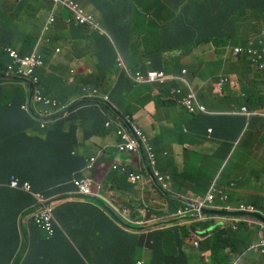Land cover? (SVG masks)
I'll return each instance as SVG.
<instances>
[{
  "label": "clouds",
  "instance_id": "9594fccd",
  "mask_svg": "<svg viewBox=\"0 0 264 264\" xmlns=\"http://www.w3.org/2000/svg\"><path fill=\"white\" fill-rule=\"evenodd\" d=\"M11 1L13 0H0V16L15 15L14 9L21 8L19 7L21 2L25 4L26 12L20 11L13 20L0 23V28H6L5 34H0L1 98L10 100L13 94L23 91L25 102L20 108L31 114L36 111V114L43 119L40 129L46 128V122L52 125L55 121L61 120L63 132L64 130L71 132V141L66 143L69 144L67 148L62 146L58 160L45 161L42 168L47 172L50 169L60 171L71 168L75 162L74 158L77 157L70 156L76 144L74 131L83 129L88 123H93L102 131L111 130L115 133L118 140L116 154L121 160L112 163L111 169L114 172L111 179L132 186L136 194V204L133 209L118 204V208L113 212L104 201L97 199L102 195L112 197L113 191L102 185L99 187L100 195H95L93 190L95 181L90 176L78 177L75 173L72 174L71 186L74 189L64 196L52 199L45 198L41 192L33 191L28 181L20 182L17 177L10 176L6 186L28 194L34 200L32 209L19 217V231L25 229L31 221L45 231L49 238L54 239L55 228L58 225L55 208L65 199H70L72 202L86 205L84 210H79V214L87 219L84 229H81L86 238L98 237L103 226L112 224L116 234L119 228L133 238L137 237L140 250L143 253H150L153 250L152 234L158 232L160 234L154 237V242L159 245V249L160 246L164 250L170 245L182 242V253L187 256L189 264H191L187 253L189 248L196 251L198 264H209L211 250L206 248L207 244L214 234H221L222 244L227 242L230 236L226 232L231 229L236 235L235 238L240 239L239 241L245 243L248 248L245 254L235 256L230 263L242 264L253 251L264 254V199H260L256 207L247 205L234 209L225 206L227 201L225 188L228 183L236 179L243 169L257 165H262L264 168V0L258 2L238 0L241 4L248 1L251 4L248 10L231 6L224 10L225 3L222 1L202 11L200 18L210 15L211 19L217 16L230 19L226 27L228 34L224 36L225 44H223L226 46L227 55L229 54V58L226 55L225 60L237 61L244 58L247 61L242 67V63L239 64L238 70L234 73L226 66L223 69L225 72L223 76L217 73L215 80L212 79L208 83L198 80L200 75L193 74L192 68L187 66L201 63L204 68L205 65L213 63L217 54L212 44H205L196 50H205L206 56L200 58L196 55V51L192 53L196 56L195 61L189 59L188 55L185 56L186 60L179 63L185 66L176 72L173 71L175 66L165 70L153 68L152 60L136 64L140 61V52L146 50L145 47H141L140 50H118L108 43L105 44V48L110 47L114 52V57L107 56L105 52L103 58L113 60L109 68L113 67L121 76L126 77L130 83L132 82V87L138 85L149 87L156 107L168 106L169 110L179 112L174 113L177 119L196 125L197 128L190 130L201 132V135L196 136L198 141L210 144L216 153L214 158L221 166L218 174L215 173L214 178L210 180V185L207 188L206 185H201L200 192L187 189L183 193H177L172 177L160 171L155 145L144 128L137 123L134 114H126L131 109L124 101L123 109H119V105L110 101V93L115 91L116 85L103 80L101 75L108 72L109 68L103 73H98L95 63L86 66L84 63H89V60L88 62L80 60L85 54L79 52L76 43L78 38L93 39L98 33L102 36L106 35L96 19L95 3L92 0H15L11 5ZM175 14L160 19L147 11L139 12L137 19L130 17V24L125 27L122 35L127 39H133L135 43L142 42V45L148 40L162 44L165 40L172 39L174 35L171 33L172 27L182 23L181 12ZM12 23L13 26L8 27ZM242 24L248 26L249 32L244 36L245 40L242 43L234 46L236 34ZM83 26H87L86 32L78 30ZM161 29L164 30L160 31ZM23 49H31L29 53H33L21 54ZM163 49L166 53L169 52ZM101 50L98 52L93 49L92 55L97 53L100 55ZM31 58L38 59L39 64L27 73L29 69L27 59ZM67 59L77 62L78 65L61 74ZM44 61L48 62V66L45 67V72L39 80L35 71L43 68ZM226 62L228 64L229 61ZM69 74L73 75L71 79L68 78ZM79 77L93 84L84 85L77 96L69 102L64 100L65 104H61L51 93L54 89L53 84L62 83L66 86ZM195 79L198 83L193 86ZM202 86L206 88L205 92ZM100 87L106 89L100 90ZM48 90L50 93L46 95ZM201 94L205 96L203 100L199 98ZM97 105L103 109V116L98 113ZM112 112L115 113L114 116L111 115ZM96 116H99L98 122ZM7 126L12 125L8 123ZM180 127L177 124L173 126L176 133ZM163 130L165 132L164 128ZM44 134L39 131V136L44 137ZM177 134L181 140L184 136H189L187 129H182ZM226 140L231 142L228 143ZM69 149L71 154L68 152ZM122 157H126L127 160L122 161ZM89 159L86 169L91 172L98 158ZM12 179L16 181L14 187L11 186ZM205 179L202 181H209ZM58 187L62 185H58L55 191H58ZM151 192L159 196L163 195L160 197L165 200L164 207L155 201L146 200V195ZM34 194H39L46 206L52 210L54 222L51 231L34 220L33 214L39 209ZM240 214L244 217L238 216ZM108 233H112V230L109 229ZM66 236L72 246L77 245L81 248L86 243L80 240L74 241ZM202 247L206 248L205 252ZM56 251L69 257L55 262L52 253ZM76 253L82 262L88 263L87 255L83 257L78 251ZM72 255L56 249L48 253L53 264H78ZM18 258L19 256L15 261Z\"/></svg>",
  "mask_w": 264,
  "mask_h": 264
},
{
  "label": "trees",
  "instance_id": "16d2710c",
  "mask_svg": "<svg viewBox=\"0 0 264 264\" xmlns=\"http://www.w3.org/2000/svg\"><path fill=\"white\" fill-rule=\"evenodd\" d=\"M208 1H215L216 3L223 1L225 3L224 10L230 7L229 0H198L195 6L196 11L206 10ZM125 4L133 8L132 4L126 2ZM192 4L193 0L187 2L181 17L182 23L179 26L172 27L178 30V27L183 26L181 42L177 45H162L158 41H152L145 51L140 52V61H137L136 64L152 60L153 68L165 70L175 66L173 71L176 72L185 66L179 64L182 61L181 56L188 55L189 59L195 61L196 56L192 53L205 46V44H212L217 54L213 63H207L208 65H205L204 68L201 63L187 66L192 68L193 74L200 75L197 78L198 80L208 83L212 79L215 80L216 74L223 71L226 66L230 67L232 73H234L238 70L239 64L242 63V67L247 63L244 58L237 59V61L235 59L225 60L227 49L223 44H225L224 36L228 34L226 27L230 19L223 16L211 19L210 15L197 19V13L192 9ZM241 5L251 4L244 1ZM10 26H13V23L8 27ZM78 30L86 32L87 26L80 27ZM5 32L6 28H0V34L4 35ZM99 37H102L101 33H98L95 38ZM163 48L167 49L169 53L179 54L175 64L163 63L164 54L166 53ZM30 51L31 49H23L21 54L30 55L33 53H29ZM105 52L107 56L114 57V52L110 47L102 48L99 59L101 64L97 66V69L102 73L110 67L113 61L103 59ZM34 53L36 54V52ZM226 61H229L228 64ZM47 66L48 62L44 61L43 68L35 71L39 80H41ZM72 76V74H69L68 78L71 79ZM197 79L193 81V86L198 83ZM116 83V87L120 85L119 89L121 90H118L117 94H115V91L110 93V101L116 105L123 103V101L127 104V93L124 92L125 86L123 85L122 76ZM131 83L129 81L128 84H125L126 90L132 88ZM90 84H93V82H85L82 77H79L66 86L62 83L53 84L54 89L51 93L61 104H65L64 100L69 102L81 92L84 85ZM202 88L205 92L206 88L204 86ZM49 93L50 90L46 91L45 94L48 95ZM1 97L0 94V264H53L51 257L48 256L50 250L53 249L73 254L72 257L78 264H138L139 262L144 264H189L187 256L182 253V242L170 245L164 250L160 246L159 249V245L154 242V237L160 234L158 232L152 234L151 246L153 250L150 253H143L140 250L137 237L133 238L132 235L119 228L116 234V229L111 225L103 226L98 237H84L81 229H84L87 219L84 215L79 214V210H84L86 205L72 201H67L62 205L59 204L55 208L58 225L55 228L54 239L49 238L45 231L31 221L25 229L19 231V217L32 209L34 200L28 194L8 188L6 184L9 177L15 176L20 182L28 181L31 189L35 192H41L45 198L52 199L70 193L74 189L71 186V178L65 183L64 188L66 189L59 193L55 190L58 185L62 184V177L53 169L47 172L42 168L45 161L58 160L62 146L67 148L69 144L64 142L67 133H64L61 128V120L55 121L52 125L50 122H46V128L42 130L40 124L43 119L36 114V111L34 110L31 114L20 108L25 102L23 91L13 94L10 100ZM199 98L203 100L205 96L201 94ZM8 101L10 103H7ZM85 103L90 104V102ZM126 114L131 113L128 111ZM111 115L114 116L115 113L112 112ZM189 122L195 123V121ZM8 123L12 126H7ZM27 129H36L38 134L29 136L25 132ZM40 130L45 133L44 137L39 136ZM187 130L188 135L191 137L201 135V132L196 133ZM70 149L68 150L69 153ZM262 187H264V168L262 165L243 169L241 174L228 183L225 188V194L227 195L225 206L234 209L247 205L256 207L260 199H264V189ZM160 196L163 197L162 194ZM63 207L69 209L66 223L62 219L64 212L68 209ZM95 218L98 220L96 216ZM98 222L100 221L98 220ZM107 227L112 230V233H108L109 229ZM26 230L30 234L29 236L26 234ZM226 233L230 236V240L227 242L222 244L221 234H214L207 244L206 248L211 250L209 264H232L230 261L235 256H242L246 253L248 246L245 243L242 244L239 241L240 239L235 238L236 235L231 229ZM66 235L74 241L80 240L86 243L81 248L77 245L72 246ZM206 248L202 247V250L205 252ZM76 251L83 257L87 255L88 259L86 258V261L88 263L82 262ZM18 256L19 258L15 261ZM250 256L264 259V254L260 251H253Z\"/></svg>",
  "mask_w": 264,
  "mask_h": 264
},
{
  "label": "crops",
  "instance_id": "0c3cea01",
  "mask_svg": "<svg viewBox=\"0 0 264 264\" xmlns=\"http://www.w3.org/2000/svg\"><path fill=\"white\" fill-rule=\"evenodd\" d=\"M189 1L190 0H92L96 5V19L106 35L93 39L78 38L76 43L79 46V52L85 54L80 60H87L86 62H88V60H93L97 68V66L101 64V60H99L100 55L97 53L94 56L92 55L91 58L90 54H92L93 49H96L99 52L107 43L110 44L112 48L118 50H140L141 47L147 48L151 45L149 40L142 45V42L135 43L133 39L123 37L122 34L124 33L125 27L130 24V17L133 16L137 19L139 12L147 11L150 15H156L160 19H166L175 13L177 14L181 12V18L185 6ZM255 1L258 2L259 0ZM125 2L132 4L133 8L126 5ZM197 2L198 0H193L192 9L195 11ZM229 2L231 7L241 10L249 9V5L243 6L238 0H229ZM214 3L216 2L208 1L206 7H210L211 5L214 6ZM196 13L197 19L202 16V11H196ZM182 28L183 26H180L178 27V30H171L172 35L174 34L172 39L165 40L162 45L179 44L182 39ZM247 32H249L248 26L242 24L240 30L236 34L237 39H235L234 46H238L239 43H242V41L245 40L244 36ZM178 58L179 54L167 52L164 54L163 63L175 64ZM181 60H186V57L181 56ZM77 65V62L73 60L71 61V66ZM98 73L102 72L98 70ZM101 75L103 80L110 81L113 85L117 84L116 82L121 78L119 72L113 67L109 68L108 72ZM84 79L92 80L88 77H84ZM122 79L124 82L123 85L125 86L124 92L127 91V107L131 109L129 112L134 114L137 123L144 128L145 132L155 145V150L159 157V169L163 174L172 177L175 191L177 193H183L187 191V189H191L193 192H200L201 185H206L207 188L211 181L204 182L201 178L193 181V188L189 187L187 181L183 184L180 183L182 177L188 180L190 178L192 179L195 174L201 171H206V168L201 165V159L204 155L212 157L216 156V153L212 150L210 144L199 142L196 137L191 136H184L181 140L180 136L177 134L180 133L182 129H194L196 125L187 124L184 123V121L177 119L174 113L178 114L179 112H176V110H169L168 106L156 107V102L151 96L149 87L146 85H138L126 90L125 84H128L129 80L124 76H122ZM119 86L120 85L116 87L115 94H117L118 90H121L119 89ZM123 108L124 104L119 103V109ZM96 109L98 113L103 116V109H101L99 105L96 106ZM96 119L98 122L99 116H96ZM175 124L181 126L177 133L173 128ZM163 128L165 129V132ZM95 130L98 132H95ZM25 132L29 136H36L38 134L36 129H27ZM64 132L68 133L65 143H69L71 141V132L69 130H64ZM74 134L76 144L73 148L72 154L70 153V156H77L74 158V164L71 168L55 171L62 177V187H58L59 189H57L59 193L66 189L64 188L65 183L72 174L75 173L78 177L90 176L95 181L93 189L95 195H100L101 191L99 190V187L102 185L104 188L113 191L112 197L108 195L105 197V195H102L97 198L98 200L104 201L113 212L118 208V204L133 209L136 204L134 188L126 183H121V181L111 179L114 172L111 169L112 163L121 160L116 154V144L118 140L115 133L111 130L102 131L101 128L98 129L97 125L88 123L83 129L74 131ZM97 154L99 155L96 156ZM90 157L98 158L94 169L91 172L86 169L87 161L90 160ZM125 160H127V158L122 157V161ZM81 162L82 164L78 167V164ZM209 173L210 171L207 172L208 175ZM213 175H215V171L213 172ZM104 197L106 200H104ZM66 200L71 201L70 199H65L60 205L66 203ZM63 208L68 209L67 207ZM68 216L69 209L64 212L62 219L64 223L67 222ZM108 225L112 226V224ZM187 253L189 255V262L191 264H198L199 260L196 251L189 248ZM52 256L55 262L61 261V258L69 257V255H65L59 251L53 252ZM242 264H264V259L250 256Z\"/></svg>",
  "mask_w": 264,
  "mask_h": 264
},
{
  "label": "rangeland",
  "instance_id": "374dc122",
  "mask_svg": "<svg viewBox=\"0 0 264 264\" xmlns=\"http://www.w3.org/2000/svg\"><path fill=\"white\" fill-rule=\"evenodd\" d=\"M14 1L15 0L11 1L10 4L12 5ZM19 7H21V8H19V9L15 8L14 9L15 10V15H13V16L1 15L0 16V23L13 20L15 18L16 14H18L20 11H25V9H24L25 8V4L24 3L21 2ZM206 54H207V52L205 50L196 51V55L198 57H200V58L203 57V56H206ZM90 57L92 58V54H90ZM227 58H229V54L227 55ZM93 64H94L93 60H89V63H84V65H86V66H91ZM71 69H72L71 59H67L65 65H64V69H63V71H61V74H63L64 72H67L68 70H71ZM224 74H225L224 71L219 72V76H223ZM99 89L102 90V89H106V88L105 87H100ZM218 164L219 163L217 162V160L214 157L208 156V155H204L202 157V159H201V165H203L206 168V171H201V172L195 174L192 179L190 178V179L186 180V178H182L180 183L183 184V183H186V181H187L188 184H189V187L193 188L192 183H193L194 180H197L199 178H201L203 180V179H205L206 176H207V179H205V181L206 180H212L214 178L213 177V172L215 171V173L218 174V170H219V168L221 166V164H219V165ZM208 171H210L209 175L207 174ZM202 188H203V186H202ZM146 200L147 201H155L156 203H159L162 207H164L165 204H166L165 200L162 199L155 192H151V193L147 194L146 195ZM26 234L28 236L30 235L27 230H26Z\"/></svg>",
  "mask_w": 264,
  "mask_h": 264
},
{
  "label": "built area",
  "instance_id": "2783aa9c",
  "mask_svg": "<svg viewBox=\"0 0 264 264\" xmlns=\"http://www.w3.org/2000/svg\"><path fill=\"white\" fill-rule=\"evenodd\" d=\"M37 60L38 59L35 58L27 59V65L29 66L27 73L32 71L35 65L39 64ZM11 186H16V181L13 179L11 180ZM33 196L39 204V209L36 211V213L33 214L35 222L41 224L43 228L46 227L47 230L51 231V225L54 222L52 210L46 206L39 194H34Z\"/></svg>",
  "mask_w": 264,
  "mask_h": 264
},
{
  "label": "water",
  "instance_id": "95a60500",
  "mask_svg": "<svg viewBox=\"0 0 264 264\" xmlns=\"http://www.w3.org/2000/svg\"><path fill=\"white\" fill-rule=\"evenodd\" d=\"M208 214H212V213H208ZM216 214H219V213H216ZM222 215H225V216H236V215H232V214H222ZM238 216H240V217H244V216H242V214H240V215H238Z\"/></svg>",
  "mask_w": 264,
  "mask_h": 264
}]
</instances>
